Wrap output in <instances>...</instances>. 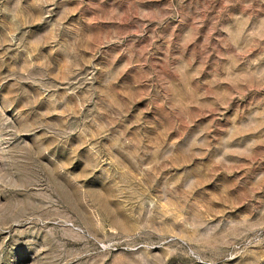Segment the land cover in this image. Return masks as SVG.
Wrapping results in <instances>:
<instances>
[{
  "label": "rangeland",
  "instance_id": "rangeland-1",
  "mask_svg": "<svg viewBox=\"0 0 264 264\" xmlns=\"http://www.w3.org/2000/svg\"><path fill=\"white\" fill-rule=\"evenodd\" d=\"M0 264H264V0H0Z\"/></svg>",
  "mask_w": 264,
  "mask_h": 264
}]
</instances>
